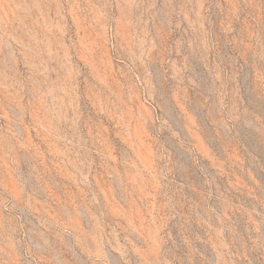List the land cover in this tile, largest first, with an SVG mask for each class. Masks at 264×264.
Returning a JSON list of instances; mask_svg holds the SVG:
<instances>
[{
    "label": "rangeland",
    "instance_id": "374dc122",
    "mask_svg": "<svg viewBox=\"0 0 264 264\" xmlns=\"http://www.w3.org/2000/svg\"><path fill=\"white\" fill-rule=\"evenodd\" d=\"M0 264H264V0H0Z\"/></svg>",
    "mask_w": 264,
    "mask_h": 264
}]
</instances>
